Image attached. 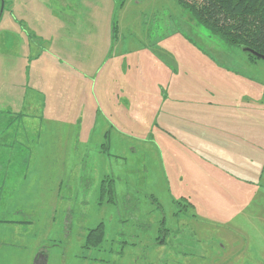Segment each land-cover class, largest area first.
<instances>
[{
	"label": "rangeland",
	"instance_id": "1",
	"mask_svg": "<svg viewBox=\"0 0 264 264\" xmlns=\"http://www.w3.org/2000/svg\"><path fill=\"white\" fill-rule=\"evenodd\" d=\"M3 1L0 264H35L40 249L48 264H264V61L177 0ZM55 18L68 25L48 52L38 32ZM71 49L72 74L110 75L116 94L65 106ZM181 196L195 209L184 224ZM101 223L105 244L84 248Z\"/></svg>",
	"mask_w": 264,
	"mask_h": 264
},
{
	"label": "trees",
	"instance_id": "2",
	"mask_svg": "<svg viewBox=\"0 0 264 264\" xmlns=\"http://www.w3.org/2000/svg\"><path fill=\"white\" fill-rule=\"evenodd\" d=\"M177 1L192 14L197 23L204 27L211 37L239 49L251 48L264 56V0ZM6 6L7 1H5L4 10ZM116 28L114 26V29ZM247 55L253 61L258 59L249 53ZM102 193L114 195L112 187L103 186ZM110 202L114 203L115 198ZM106 235L105 226L101 223L98 228L90 230L85 236L84 248L88 250L102 248Z\"/></svg>",
	"mask_w": 264,
	"mask_h": 264
},
{
	"label": "crops",
	"instance_id": "3",
	"mask_svg": "<svg viewBox=\"0 0 264 264\" xmlns=\"http://www.w3.org/2000/svg\"><path fill=\"white\" fill-rule=\"evenodd\" d=\"M24 8L28 9L27 4L24 6ZM37 8L38 9L34 10L35 12H40V10L44 9L39 4H37ZM59 21L60 20L56 19L52 23V27L51 26H46V27H43L42 29H39V32H38L39 33V37H41L43 40H47L48 39V44H49L48 52H50L51 49L56 48L55 34L52 37L53 32L55 31V29H57L59 32H63V27L68 25L67 23H64L63 21H61L63 23H60ZM83 24H84V22H83ZM81 29H82V31H83V33L85 35V38L87 40L88 45H95L96 39L93 36L94 28L88 27L87 25H85L84 29L83 28H81ZM117 33H118V31H117ZM114 35H115V33H114ZM67 40H68L67 38L59 37L58 45L65 44L67 42ZM22 41L25 43L24 39H22ZM69 41H73V38L72 37L69 38ZM71 43L73 45H75L74 42H71ZM14 45H18V43H14ZM70 46L72 47V45H70ZM48 52H46V55H47ZM70 54L74 55V56H71V58L68 59V60L66 58H64V60H60L61 62L65 63L67 66L70 67L69 75H68L70 80L67 81L68 88H66L65 91H64L62 89V87H59L60 94L58 95V97L60 98V101H62L63 97H65V99L68 100V103H64L62 101L65 106L70 107L73 104V99H77L80 96L81 97H87V98H89V97H94L95 98V97L99 96V94L102 92L101 95L105 98V97H109L111 95L110 91H112V89H113V93L112 94L115 93V91H114L115 89H114V87H112V84H111L112 83V77L110 75H107L106 77H103L101 79H94V78L88 77L87 75L75 74V73L72 74L73 71H74V66L78 63V58H77L78 56H77V54H75L73 52L72 49L70 50ZM60 57H62V56H60ZM82 62L83 63H88V60L87 59H83ZM43 67H46V64L43 65ZM43 78H44V80L42 82V85H46L47 86L46 69L45 68L43 69ZM80 79H83L84 83H85L84 88L82 89L81 92L78 90V87H79L78 84L80 82ZM75 83H77V86L75 85ZM39 91H41V92H39L40 97L44 96L43 92H45V94H46L47 98L43 99V101H44L43 102V108H44V110L46 112V107L49 106V96H48L47 90H44L42 88ZM210 126H212V125H209L207 127H210ZM173 131L174 130L171 129V131L168 133L169 137H170L169 140H175V136L173 134ZM231 158H233V157L230 155V159ZM42 253H45L46 258L49 257V259H50L51 256L48 253V251L47 250H43V249H40V252H39L37 257L39 258V255L42 254ZM48 263H49V260L45 262V264H48ZM35 264H39V262L36 261Z\"/></svg>",
	"mask_w": 264,
	"mask_h": 264
},
{
	"label": "flooded vegetation",
	"instance_id": "4",
	"mask_svg": "<svg viewBox=\"0 0 264 264\" xmlns=\"http://www.w3.org/2000/svg\"><path fill=\"white\" fill-rule=\"evenodd\" d=\"M174 205H175L174 218H176L180 224H184L187 222V220H186L187 218L185 217L186 215L191 216V217H195L194 216V212H195L194 205L187 198H185V196H181L180 200H176V202H174ZM162 225L164 226V220L162 221ZM166 231H168V230H166ZM124 236H126V231L124 228H120L119 237L121 238V240L122 239L124 240ZM158 243H160V241H158ZM123 244H124L123 252L125 253L127 248L131 247V243H129L128 241H124ZM151 244L157 245L156 242L151 243ZM148 245L146 244L145 247L148 248ZM163 245L164 244H162V246ZM39 260H40L39 264H45V262H46L45 253H42L39 255ZM172 264H176V263H172Z\"/></svg>",
	"mask_w": 264,
	"mask_h": 264
},
{
	"label": "water",
	"instance_id": "5",
	"mask_svg": "<svg viewBox=\"0 0 264 264\" xmlns=\"http://www.w3.org/2000/svg\"><path fill=\"white\" fill-rule=\"evenodd\" d=\"M4 5H5V3H4V1L2 0V7H1V8H2V11H1V15H2L3 12H4ZM1 15H0V16H1ZM242 50H243V52L249 53V54L253 55L254 57H256V58L261 59V60L264 61V56H263L262 54H259V53L256 52L255 50H253V49H251V48H243Z\"/></svg>",
	"mask_w": 264,
	"mask_h": 264
}]
</instances>
